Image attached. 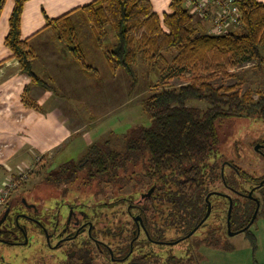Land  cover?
Returning <instances> with one entry per match:
<instances>
[{
    "label": "rangeland",
    "instance_id": "374dc122",
    "mask_svg": "<svg viewBox=\"0 0 264 264\" xmlns=\"http://www.w3.org/2000/svg\"><path fill=\"white\" fill-rule=\"evenodd\" d=\"M209 18L205 15L204 19L208 22ZM163 19L162 23L166 28ZM80 27L81 32L84 31L82 35L80 32V37L88 53L89 61L99 68L101 79L97 78L99 82L94 85V88L87 85L88 94L84 93V97L70 96L62 104L65 114L71 115V120L66 121L74 127L67 140L47 153H43L42 150H26L24 156H27V152H29V158L34 159L30 164L22 165V168L14 166L11 171L2 169L5 174L3 178H0V197L3 188L7 187L6 183L11 186V191L3 204L0 205V215L5 211V206L11 199L20 197L22 194L41 211L61 210L63 213L67 211L68 204H72L75 205V210H84L88 214L97 215L94 223L97 228L104 227L105 233L99 234L98 237L107 243L112 240L113 244L110 246L115 249L116 242L115 238L112 239L113 233L106 234V228H110L112 232L114 229L111 227L112 224H117L121 220L125 224L132 222V218L127 214L128 201L121 198H133L137 202L141 193L150 190L152 183L156 181L157 173L154 171L147 152L141 151L138 153V157L133 155L125 161H121V157L111 158L112 162L120 164L119 167L117 168L118 164L116 166L110 164L103 173H101L102 168L98 162H88V152L94 147L99 149L100 154H104L108 149L126 153L127 142L133 138L131 135H135V131L140 130L143 126L148 127L151 124L150 115L143 110V99L153 93L157 87L177 88L193 83L194 74L172 67V65H176L173 58L177 54V50L167 52V64L160 65V69L156 71L151 70L147 61L139 56L135 68L141 81L135 88H131V80L125 71L120 67L113 70L107 63L103 51L94 44L95 37L89 24L82 21ZM204 29L206 32H210L209 28ZM108 30L104 45L110 48L116 39L113 31L110 28ZM238 30L239 27L236 26L234 31ZM36 71L42 76L38 67ZM203 76H210V83L216 88L232 86L235 89L237 86L240 89V94L251 91L254 99L259 98L257 91L264 90V68L259 70L254 60L244 62L228 75L211 71L204 73ZM68 86L70 89L76 90L74 89L76 85ZM188 105L197 106L203 110L209 106L206 101L199 99L189 100ZM77 123L82 124V128ZM217 131L219 143L214 148L217 153L216 161L211 162L212 164L204 172L214 171L216 166L217 170L221 171L224 161L237 163L242 176L236 175L228 166L226 173L232 174L233 179L231 180L236 186L250 188L252 182H249L248 179L251 176H255L258 180L264 177V156L255 149L257 143L264 142V116H260L257 112L247 116L226 117L217 124ZM15 142L20 145L19 148L12 142L11 147L6 149L0 142V163L6 159L13 161L14 165L19 164L21 156L14 154H20V149L25 142L21 140H15ZM33 152L34 155H36L35 152H38L40 158L34 156ZM37 158H39L38 161ZM106 162L108 163V161ZM12 172L21 176L15 177L13 180ZM173 176L171 175L169 178L171 179ZM209 177L211 175H208ZM204 188L208 189H205L206 191L224 190L220 179L215 185L208 183L202 189ZM205 190L203 191L205 192ZM171 195L172 192L169 195L167 190L166 197ZM232 195L235 198L239 196L235 193ZM243 201L241 199V202ZM178 209L183 211V208L178 207ZM216 217L223 218L224 222L225 204L215 206L214 213L210 217V222L213 223L210 227H202L184 239H181L182 236L188 235L196 226L190 230L187 229L184 233L181 227L186 225L183 226L182 223L179 224L177 220H173L174 228H165L163 235L167 238L165 241L177 239L179 241L162 247L154 244L148 245L146 250L154 252L156 261L144 259L143 264H163L171 255L180 259L181 264H264V217L262 215L258 216L251 229L248 228L257 237L256 246L247 236V230L236 235H229L226 233V225L223 223V227L218 233L220 228L218 229L214 225L217 222ZM64 219L62 220L64 221ZM35 234L36 237L31 240L29 246L0 243V263L30 264V260L27 259L38 253V256L46 259L49 264H55L59 262L58 256H63L61 254L63 251L66 255L72 252V250H66V247L51 249L42 233L34 231ZM141 237L143 238L144 235L142 234ZM90 242L96 252H94L95 264H109L106 259L108 247L101 245L100 253L97 251L96 242L89 240ZM82 254L85 258L84 251ZM110 258L113 264H126V261H129V254L124 258L126 261L121 259L119 262L114 261L111 252ZM140 261L137 260V262Z\"/></svg>",
    "mask_w": 264,
    "mask_h": 264
},
{
    "label": "trees",
    "instance_id": "16d2710c",
    "mask_svg": "<svg viewBox=\"0 0 264 264\" xmlns=\"http://www.w3.org/2000/svg\"><path fill=\"white\" fill-rule=\"evenodd\" d=\"M4 1L0 0L1 6ZM26 1L15 0L5 43L13 51L24 72L31 75L39 85L52 89V85L35 73V54L29 48L27 40L21 39V16ZM237 1L241 10L239 30L223 34L206 32V24L202 25V20H197L187 6V0L171 1L172 11L166 13L163 20L166 28L150 0H94L60 17L49 19L47 24L54 29L63 51L71 55L83 70L93 77L101 79L100 70L89 61L80 37L81 23L75 21L71 15L75 10H80L83 22L89 24L94 33V44L103 51L109 66L113 70L122 68L131 80V88H135L141 81L135 68L139 56L147 61L151 70L156 71L160 69V65L167 64L166 53L177 50L173 58L176 65L172 67L194 74L193 83L177 88L157 87L143 99V110L150 115L151 124L148 127L143 126L135 131V135H131L133 138L127 142L126 153L108 149L104 154H100L99 149L94 147L88 152V162H98L102 168L101 173L110 164H118L112 162L111 158L121 157V161H125L133 155L138 157L141 151L147 152L157 178L152 183V186H156L155 201L146 199L145 204L159 207L163 204V191L167 189L169 195L172 192L167 201L171 207L183 208L182 225L186 226L181 229L184 233L194 226L193 221L204 211V205L196 207L198 202H193L195 192L203 194L206 188H202L208 183L215 185L217 180L222 181L217 166L214 171L204 172L216 161V154L212 157L211 153L219 143L217 124L226 117L247 116L257 112L264 116V90L257 91L259 98L254 99L251 91L240 94L237 86L235 89L232 86L216 88L210 83V76H203L211 71L228 75L244 62L251 60L255 61L259 70L264 68V3L258 0ZM109 28L116 39L110 48L104 45ZM191 99L206 101L209 106L203 110L188 105ZM25 102L38 108L31 99L25 97ZM171 175L174 176L170 179ZM208 175L211 177L208 178ZM121 199L126 200L123 197ZM237 202L236 211H243L244 205L238 200ZM263 207L259 215L264 217ZM253 209L254 206H250V214ZM193 210L195 218L191 217ZM167 227L174 228L172 224H168L160 231L157 229L158 232L154 234L152 230L151 236L167 239L163 235ZM122 230H125V233ZM126 230L128 229H122L119 225L112 231L119 236L118 244L124 256L129 253L132 237ZM246 234L256 246V235L249 230ZM86 239L87 242H82V249L77 256H58L59 262L55 264H95V248L89 243L90 238L86 236ZM145 240L147 243L146 238ZM139 241L136 242L140 244L139 248L141 247V250L137 251L139 254L131 253L129 261L124 259L126 264H143L144 259L156 261L154 252L146 250V245L142 244L143 240ZM150 243L148 241V244ZM96 248L101 253L100 248ZM82 251L85 252V258ZM106 259L109 264H113L109 250H106ZM27 260H30V264H49L46 259L38 256V253ZM163 264H181V261L171 255Z\"/></svg>",
    "mask_w": 264,
    "mask_h": 264
},
{
    "label": "crops",
    "instance_id": "0c3cea01",
    "mask_svg": "<svg viewBox=\"0 0 264 264\" xmlns=\"http://www.w3.org/2000/svg\"><path fill=\"white\" fill-rule=\"evenodd\" d=\"M92 1L94 0H27L24 3L21 39L27 40L29 48L35 54V73L52 85V89L39 85L31 75L24 72L13 51L6 45L5 38L9 32L15 0H5L3 5H0V142L6 149L11 147L12 142L19 148L20 145L16 144L15 140L25 142L20 149L21 155L14 154L21 156L18 165L6 159L0 163V178L5 174L2 169L11 171L14 166L22 168V165L30 164L34 160L29 158V152L24 156V151L35 149L47 153L72 134L74 127L67 122L71 120V115L68 114V117L65 114L62 104L70 96L84 97V93L88 94L87 85L94 88L99 80L85 73L79 63L63 51L54 29L47 24L49 19L60 17ZM150 1L161 20L166 13L172 11V0ZM258 1L264 3V0ZM187 6L189 7L188 4ZM71 15L78 23L84 21L80 10H75ZM196 18L201 19L199 16ZM203 21L202 25L206 24L208 28L209 22ZM37 67L42 76L36 71ZM68 85H76V90L70 89ZM25 97L35 102L38 108L27 104ZM64 121L66 122L63 123ZM77 124L82 128V124ZM35 153L36 155L34 152L33 155L40 158V154ZM12 174L13 178L18 177L14 176L18 174Z\"/></svg>",
    "mask_w": 264,
    "mask_h": 264
},
{
    "label": "flooded vegetation",
    "instance_id": "af4514ba",
    "mask_svg": "<svg viewBox=\"0 0 264 264\" xmlns=\"http://www.w3.org/2000/svg\"><path fill=\"white\" fill-rule=\"evenodd\" d=\"M257 144H259V149H255L264 156V142ZM215 154L217 155V153H215V149H213L211 156L214 157ZM227 166L230 167L232 171L236 173V175H238L239 177L242 176L241 169L238 167L239 165L237 163L233 164L230 161H224L220 171L222 177L221 182L224 186V190L214 189L205 191L203 194L202 192H197L195 194L193 202L194 204L198 202L196 204V207H198V205H204V211L200 216L195 218L194 210L193 214L191 215L192 218H195V221H193L194 227L199 225L196 231H198L202 227L208 228L211 224H213L212 222H210V217L214 213L216 205H226V217L224 218V222L222 220L223 218L216 217L217 222L214 223V225L217 226L218 229L220 228L219 232L223 227L222 224L225 223L226 233H228V213L231 203L232 211L230 222L232 230L234 231L240 230L247 224H249L257 208V200L259 201L260 206L256 219L258 218L259 213L262 210V207L264 205V177L258 180V178H256L255 176H251L248 179L249 182H252L250 188H246L245 186L244 188H241L239 186H236L235 183L231 182V179H233V177L231 173H226ZM155 190L156 186L154 185L150 188V190H148V192L141 193L140 199L137 202L133 198H126L125 201H128L127 214L132 218L131 224H129V222L125 224L121 220L117 224H112L111 226L113 228H117L120 225L122 229H128L126 230L127 233L132 234L130 240V250L128 253L129 255L141 250V247L139 248L140 244H136L137 241L140 242L139 240H143L142 244L146 245V247L151 244L159 247H162L164 245H172V243L169 244L166 242L173 241H165L167 239L164 240L160 238H154L151 236L150 232L153 230L152 232L154 234V232H158L157 229H159L160 231L168 224H174L173 220H177L179 224L182 223L184 213L182 210H179L178 208L174 209L168 204V201H166L168 197H166L167 190L163 191V204L159 207L153 204H145L146 199L152 200V202L155 201ZM251 191L252 193L250 195ZM232 193H235L239 196L235 198L233 197ZM213 197L215 198L213 199ZM241 199L244 201L241 202ZM203 200L204 203H202ZM237 200L239 201V203H242L244 205L245 209L243 211H236L235 208L238 203ZM209 201L212 205L211 212L209 216L203 221L208 212ZM250 206H254L251 214L249 212ZM74 207L75 205L68 204L67 211H64L63 213L61 210H55L56 212H48L47 210L41 211L40 209L36 208V206H33L23 194L20 197L13 198L7 203L4 209L5 211L0 215V243L13 246H29L31 244V240L35 239L36 237V234L34 235V231H39L43 234L46 242H48L51 249H61L66 247V250H72L71 253L69 252L67 254V257H75L82 249V242H87V239L85 237L86 235L90 238L91 241L96 242L98 249L101 245H104L108 247L109 253L112 250L114 261L119 262L120 259L124 260L127 255L124 256L121 252L120 246L118 244L119 236L113 234L114 237L112 239L115 238L116 244L115 249L111 248L110 245L113 244L112 240L111 242L107 243L106 241H103L98 237L99 234L105 233L103 229L104 227L97 228L94 223V219H96L97 215L94 216V214L92 213L88 214L84 210H75ZM64 217L66 218L64 219ZM62 219H64V221ZM256 219L254 220L252 225L256 222ZM216 223H218L219 225H217ZM233 224L235 226H233ZM252 225L249 227V229H251ZM106 231V234L112 233L110 228H106ZM122 231H124L125 233V230ZM142 234L147 239V243L145 238L141 237ZM148 241H150L151 243L148 244ZM100 250L102 251L101 248ZM61 254L64 255V251ZM114 254H116V256H114Z\"/></svg>",
    "mask_w": 264,
    "mask_h": 264
},
{
    "label": "built area",
    "instance_id": "2783aa9c",
    "mask_svg": "<svg viewBox=\"0 0 264 264\" xmlns=\"http://www.w3.org/2000/svg\"><path fill=\"white\" fill-rule=\"evenodd\" d=\"M187 4L195 16H199L202 20L205 21V15L210 17L207 19L210 31L208 33L210 34L232 32L240 24L241 10L237 0H187ZM6 185L8 188L5 186L2 190L0 205L3 204L11 191V186L8 183Z\"/></svg>",
    "mask_w": 264,
    "mask_h": 264
},
{
    "label": "water",
    "instance_id": "95a60500",
    "mask_svg": "<svg viewBox=\"0 0 264 264\" xmlns=\"http://www.w3.org/2000/svg\"><path fill=\"white\" fill-rule=\"evenodd\" d=\"M255 148L256 149H259V144H257L256 146H255ZM251 193H252V191L250 192V195H251ZM207 199H208V197H207ZM257 208H256V210H255V213H254V215H253V217H252V219H251V221L249 222V224H247L244 228H242V229H240V230H237V231H234V230H232V227H231V222H230V218H231V211H232V203L230 204V208H229V213H228V233H229V235H235V234H237V233H239V232H242V231H244V230H246V229H248L251 225H252V223L254 222V220L256 219V216H257V213H258V210H259V201L257 200ZM208 212H207V215L204 217V219H203V221L209 216V214H210V212H211V208H212V205H211V202L209 201V203H208ZM202 221V222H203ZM198 227H199V225H197L188 235H186L185 237H183V238H186V237H189V236H191L197 229H198ZM139 232H140V229H139ZM183 238H181V239H183ZM179 240H175V241H173V242H168L169 244H173V243H177ZM111 254H113V251L111 250Z\"/></svg>",
    "mask_w": 264,
    "mask_h": 264
}]
</instances>
